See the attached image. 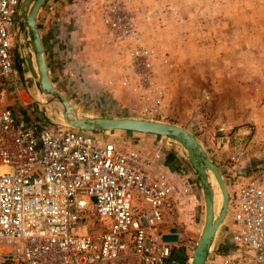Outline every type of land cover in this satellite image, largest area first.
Returning a JSON list of instances; mask_svg holds the SVG:
<instances>
[{"label": "built area", "instance_id": "2783aa9c", "mask_svg": "<svg viewBox=\"0 0 264 264\" xmlns=\"http://www.w3.org/2000/svg\"><path fill=\"white\" fill-rule=\"evenodd\" d=\"M19 8L20 0H0V97L18 82ZM102 12L106 35L135 36L113 3ZM24 116L0 104V264L181 263L159 227L169 201L188 202L190 178L165 168L160 153ZM243 158L236 151V167L223 176L226 243L210 251L209 264H264V155Z\"/></svg>", "mask_w": 264, "mask_h": 264}, {"label": "rangeland", "instance_id": "374dc122", "mask_svg": "<svg viewBox=\"0 0 264 264\" xmlns=\"http://www.w3.org/2000/svg\"><path fill=\"white\" fill-rule=\"evenodd\" d=\"M23 1L20 0V7ZM101 1H105L104 10L105 5L113 3L120 13L127 15L136 32L122 41L106 36L113 45H118L103 51L105 63L100 78L103 89H100L102 96L96 94L99 98L96 117L179 126L197 139L225 179H229L236 167L232 161L236 151H243V161L250 163L263 157L264 0ZM21 19L18 13L19 30H22ZM28 45L26 53L18 36H13V65L18 82L0 97L2 107H12L7 101L14 98L19 102L18 107L29 111L23 83L31 89L36 85L27 61L30 57L35 68L30 40ZM96 72L99 74L100 67H96ZM114 83L123 90L120 92L126 103L109 93L116 89L111 88ZM19 112L25 111L19 109ZM58 114L56 108L47 105L46 110L42 106L39 116L46 124L47 116L58 118ZM18 118L22 120L23 115ZM148 137L133 133L100 135L104 141L136 146L147 155L152 153L148 141L151 139L167 144L168 148L173 146L179 152L183 150L171 140ZM184 155L183 158L185 151ZM192 173L196 184L191 193L194 195L180 204L172 220L174 226L187 231L188 239L184 243L189 252L194 249L205 220L202 185L195 171ZM208 177L217 216L222 194L211 173ZM99 224L104 227L107 223ZM225 225L224 220L216 233L214 250L211 247L212 254L216 249L221 252L226 243ZM172 247L176 255H184L183 247L177 243Z\"/></svg>", "mask_w": 264, "mask_h": 264}, {"label": "crops", "instance_id": "0c3cea01", "mask_svg": "<svg viewBox=\"0 0 264 264\" xmlns=\"http://www.w3.org/2000/svg\"><path fill=\"white\" fill-rule=\"evenodd\" d=\"M104 2L101 0H47L41 6L36 17V27L42 41L45 62L52 84L77 112L91 117H96V99H99L96 94L99 93L102 96L100 89L103 86V80L100 78L103 74L101 66L104 67L105 63L102 57L103 51L104 49L115 48L118 45H113L111 39L106 38V29L102 22L101 13ZM18 28L19 24L17 21L14 37L18 36L21 47L29 50L28 40H30V37L27 34L23 35V31ZM96 67H100L99 74L96 72ZM116 84L114 83L113 87H111L116 89H112L109 93L114 94L113 98L118 99L121 103H126L124 97H122L123 95L121 96L120 91L122 89ZM23 85L25 86L24 89L27 92L29 91V93H25L28 102L25 104H28L29 111H26L24 107H18L19 102L14 98L13 100H8L7 105L12 106L17 117H22L23 115L24 118V115H30L40 120L39 115L42 106L44 110H46L47 105L54 106L46 101L36 86L31 89L26 84L23 83ZM115 85L116 87H114ZM19 109H23L25 112L20 113ZM47 117L49 121L46 123L47 125H64L62 121L60 123L58 121L59 114L58 118L55 116ZM42 123L45 124L44 121ZM117 133L121 134V132ZM142 136L148 137L150 135ZM152 138L156 137L152 136ZM148 141H150V148H152L150 155L154 152L162 154L161 162L166 166L165 168L176 175L179 174L180 178H190L191 182L195 181L192 175V172H194L192 167L186 157H182L185 156L183 150L179 152L173 146L168 148L167 144L156 139ZM195 185V183L192 184L193 187ZM196 190H194V193ZM193 195H189L188 199ZM173 201H169L165 207L159 232L164 235L169 233L172 228L177 229L179 239L177 245L183 247L182 251L185 253L180 255L181 257L174 254L181 260V264H190L193 250L189 252V247L184 243L188 239V233L178 225L174 226L172 221L175 210L180 208L181 203L176 201L175 204ZM217 234L215 235L212 249L217 242ZM172 249L174 251V247ZM209 257L210 255L208 259Z\"/></svg>", "mask_w": 264, "mask_h": 264}, {"label": "water", "instance_id": "95a60500", "mask_svg": "<svg viewBox=\"0 0 264 264\" xmlns=\"http://www.w3.org/2000/svg\"><path fill=\"white\" fill-rule=\"evenodd\" d=\"M45 1L47 0H24L19 8V15L22 18L21 26L23 35L27 34L30 37L37 73L33 69L32 59L28 57L27 61L33 81L39 92L49 104H52L57 109L59 112V119H61L66 126L76 130L98 135L117 132L150 135L156 138L171 140L178 143L183 148L190 166L197 174L202 185L205 205L204 224L193 249L190 264H206L215 235L223 223L228 210L229 196L222 174L208 158L197 139L179 126L130 118H98L86 116L77 112L70 102L54 87L49 77L42 41L36 27L38 11ZM22 42L24 43V41ZM23 49L24 52L27 53V49ZM208 173H211L214 177L222 192L221 209L215 219L214 194L209 182ZM162 241L172 244L178 243L177 229L172 228L169 233L162 235Z\"/></svg>", "mask_w": 264, "mask_h": 264}, {"label": "bare ground", "instance_id": "6f19581e", "mask_svg": "<svg viewBox=\"0 0 264 264\" xmlns=\"http://www.w3.org/2000/svg\"><path fill=\"white\" fill-rule=\"evenodd\" d=\"M34 63H35V60H34ZM33 66V65H32ZM34 71L37 73V69H36V64H35V68L33 67ZM62 121V120H61ZM63 122V121H62ZM64 124V122H63ZM63 126H66V124H64ZM214 178V177H213ZM216 181V180H215ZM226 185V184H225ZM219 187V186H218ZM220 189V188H219ZM226 190H227V187H226ZM227 193H228V196H229V201H228V210H229V205H230V195H229V192L227 190ZM213 194H214V191H213ZM222 194V192H221ZM213 202H214V195H213ZM221 205H222V202H221ZM228 210H227V214H228ZM227 214H226V217H227ZM217 216H215V213H214V219L216 218ZM225 217V218H226ZM225 220V219H224ZM224 222V221H223ZM203 227V226H202ZM196 245V244H195ZM212 247V246H211ZM211 249V248H210Z\"/></svg>", "mask_w": 264, "mask_h": 264}]
</instances>
